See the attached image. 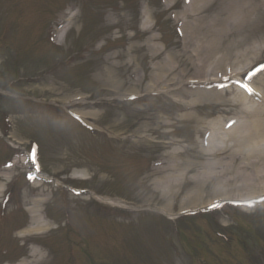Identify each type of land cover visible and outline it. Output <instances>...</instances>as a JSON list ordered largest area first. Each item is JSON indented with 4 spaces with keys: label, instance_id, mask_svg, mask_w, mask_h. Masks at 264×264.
Here are the masks:
<instances>
[{
    "label": "rangeland",
    "instance_id": "374dc122",
    "mask_svg": "<svg viewBox=\"0 0 264 264\" xmlns=\"http://www.w3.org/2000/svg\"><path fill=\"white\" fill-rule=\"evenodd\" d=\"M171 1L181 12L185 2ZM222 1L205 0L208 15ZM73 5L79 13L55 49L47 42H54V19ZM169 11L158 0H0V124L11 136L0 139V192L9 182L0 204L6 198L11 215L0 223V264H264V141L238 154L240 146L225 135L236 125L210 126L245 119L244 104L229 102L239 86L219 90L220 98L214 89L208 100L171 91L193 77L176 85L172 72V82L158 80L155 68L184 47ZM196 16L190 15L194 23L203 20ZM154 21L156 43L164 47L157 56L146 45L152 32L142 29ZM251 21L250 51L235 68L244 85L264 94V68L247 73L264 58V19ZM68 54L76 55L68 60L74 65L53 66ZM107 71L115 85L107 83ZM183 101L193 103L188 111ZM231 154L238 156L231 164L216 159ZM206 162L213 163L210 175L199 187L194 177H203ZM165 165L180 166L161 170ZM33 214L46 221L44 228ZM29 226L33 232L18 235Z\"/></svg>",
    "mask_w": 264,
    "mask_h": 264
},
{
    "label": "bare ground",
    "instance_id": "6f19581e",
    "mask_svg": "<svg viewBox=\"0 0 264 264\" xmlns=\"http://www.w3.org/2000/svg\"><path fill=\"white\" fill-rule=\"evenodd\" d=\"M169 6L172 5L170 4ZM189 7V9H186L187 12L184 13V16H186L187 19L184 22L183 27L184 47L183 50H180L181 56L170 53L168 58L163 59L161 62V68L159 67L160 71L155 68L153 72L155 75H158V80H166V84L172 82V80H176V85H178L186 77L199 78H191L188 82H184L182 86L175 87L171 90H175L178 95H181L184 98H188L193 95H196L195 99H199L200 97L201 99H208L213 95H215L217 98H220L222 93L225 92L217 91L215 94H213L214 92H209L210 89L208 88L198 89L200 85L197 84V82L201 80L202 82H205V78L209 77L210 73L214 70L215 75H228L230 73H236L235 67L236 65L239 66V63L235 64V62L240 59H244L246 53L250 51V49L246 47V43L251 37L255 36V29L251 26L252 16H257L264 19V0H223L222 6L215 10L214 13L212 12L210 15L207 13L205 0H191ZM189 11L195 12V15H197L196 17H198L199 20H203L198 23H194V20L188 18L190 16ZM147 14H149V9H147ZM74 16L73 19H76ZM208 16H211L212 18L209 19ZM70 24L71 23L69 22L67 25ZM153 25L154 23L148 24L142 27V29L146 31H153ZM159 37L160 36L158 34H152L146 40V45L153 53V56H157L164 50L163 46H160L158 43H156ZM57 41L60 42L61 38L57 39ZM137 47V45L130 47L128 54L132 55L133 52L136 51ZM121 55L122 54H118L117 56L120 57ZM110 57L112 59V57L115 56ZM111 64L112 63L110 62L109 66ZM124 64L128 66V68L130 67L128 61L124 62ZM121 66L123 65H120L116 68H120ZM111 67L113 68L115 66L111 65ZM190 69L193 71V76L186 75L187 72H190ZM172 72H177L176 78L169 81ZM106 74L108 75V78H106L107 83L115 85L116 83L112 80L113 73L107 71ZM235 75H237V73ZM238 84H240V82H238ZM232 90L233 88L231 84L227 91ZM253 91L254 92L239 90L240 93L238 95H235L229 99V102L239 104L241 107L244 104L245 110L243 112H247L246 118L243 121L237 123L236 126H234L225 134L228 139L233 137L236 142L235 144L240 146L238 154L244 145L251 146L250 143L260 144L262 141H264L257 138V136H260L264 139V94H261L260 92V97L256 94V89ZM251 97L259 100L260 102L257 104H252V102H250L252 101L250 99ZM181 100L183 99L181 98ZM192 105L193 103H190V101H183L181 107L182 109L188 111ZM189 114H192L191 111L185 113L184 116H188ZM211 126L213 129L215 126L222 129L218 123L212 124ZM209 150H212V146ZM261 153L262 152L258 151V154ZM213 154L214 153H212V155ZM221 155L220 158L216 159H218V162H226V164L235 162L238 157L235 154H231V156L227 155L225 157H221ZM203 158H205V156ZM262 159H264V157H262ZM212 164L213 163L206 162V169L203 172L202 178L194 177V179H197L196 181H198L197 186H202L204 183L202 180H206L208 178V175H210V172L208 171L211 169L210 167ZM167 166L168 165L162 166L161 170L168 168ZM179 166L180 165L170 166L168 169L176 171L178 170ZM183 171H187V168H183ZM257 176L261 177L258 172ZM164 185L165 184H161V186ZM102 199L106 202H112L114 200L108 197H103ZM36 202L39 203L41 201L36 200ZM28 210L32 213L35 212V210L32 208H28ZM32 220L34 222H40L37 223L39 225L37 227L38 229L45 227L44 223H42L46 222L44 219L41 218L39 221L36 215L33 214ZM33 230L34 228L29 226L19 231L18 235L25 236L27 233L29 234L30 232H33ZM32 250L33 254H39L41 256L39 250Z\"/></svg>",
    "mask_w": 264,
    "mask_h": 264
},
{
    "label": "snow or ice",
    "instance_id": "6c2138e0",
    "mask_svg": "<svg viewBox=\"0 0 264 264\" xmlns=\"http://www.w3.org/2000/svg\"><path fill=\"white\" fill-rule=\"evenodd\" d=\"M249 91H251L250 89H249ZM218 206V205H217Z\"/></svg>",
    "mask_w": 264,
    "mask_h": 264
}]
</instances>
